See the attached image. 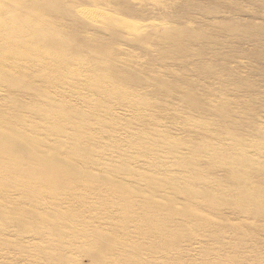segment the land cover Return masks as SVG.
Returning a JSON list of instances; mask_svg holds the SVG:
<instances>
[{
  "label": "rangeland",
  "instance_id": "1",
  "mask_svg": "<svg viewBox=\"0 0 264 264\" xmlns=\"http://www.w3.org/2000/svg\"><path fill=\"white\" fill-rule=\"evenodd\" d=\"M0 264H264V0H0Z\"/></svg>",
  "mask_w": 264,
  "mask_h": 264
}]
</instances>
